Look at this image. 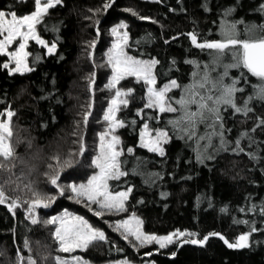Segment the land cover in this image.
Returning <instances> with one entry per match:
<instances>
[{"label": "trees", "instance_id": "16d2710c", "mask_svg": "<svg viewBox=\"0 0 264 264\" xmlns=\"http://www.w3.org/2000/svg\"><path fill=\"white\" fill-rule=\"evenodd\" d=\"M109 2L111 7L105 8ZM262 6L264 0H62L36 26L41 39L49 46L56 45L53 53L29 40L25 50L33 70L23 74H10L3 64L14 68V63L0 55V113L15 112L11 138L15 167L11 172L0 170V187L9 197L6 204H0V264H18V257L24 258L23 264L29 257L37 264H57V258L66 256L53 236L57 225H33L27 218L28 206L23 201L32 196L28 186L56 197L49 207L36 209L39 220L69 212L104 232L105 240L78 251L92 264H264V101H250L252 111L247 115L221 105L223 128L220 122L214 127L210 122L201 123L196 136L222 131L229 151H216L219 135H211L212 147L205 151L207 139H188L168 123L178 119L180 112L159 113L146 107L147 86L142 81L127 77L108 88L112 71L106 56L116 37L112 29L125 24L119 31L128 34L127 54L158 61L154 68L157 88L172 79L189 85L192 73L211 65L215 53L193 46L188 34L197 33L199 42L221 40L225 23H236L241 39L247 38L245 29L252 26H256L255 35L264 34L259 32V26L264 25ZM227 9L234 11L226 16ZM0 11L27 15L34 11V0H0ZM189 60L200 68L185 62ZM222 63H232L230 53L222 57ZM227 71L225 84L232 79L241 81L237 87H243L244 92L237 93L235 101L243 107L253 95V85L260 81L243 68ZM223 72L224 68L217 66L211 75ZM118 89L132 90L125 98L127 106L121 104L116 113L124 127L111 132L119 138L121 169L128 174L108 184L113 194L131 192L125 201L126 211L109 212L83 199L77 202L67 186L86 184L99 173L92 161L100 154V136L109 130L104 111ZM182 94V89L176 88L168 96L179 99ZM192 108L195 110L194 105ZM86 113H90L87 124ZM145 123L152 133L168 132L164 156L140 147ZM237 140L244 149L238 155L232 151ZM198 153L213 158L200 160ZM55 157L61 162L72 161L58 181L64 195L48 180L54 174L49 165H56ZM16 198L20 206L10 211L9 204ZM133 215L143 222L142 231L147 235L179 231L195 233L181 240L209 238L201 247L183 240L165 248L156 243L140 246L132 237L124 239L123 231L115 227ZM241 235L249 236L247 247L229 248L224 242L235 244ZM26 240L29 247H25Z\"/></svg>", "mask_w": 264, "mask_h": 264}, {"label": "snow or ice", "instance_id": "6c2138e0", "mask_svg": "<svg viewBox=\"0 0 264 264\" xmlns=\"http://www.w3.org/2000/svg\"><path fill=\"white\" fill-rule=\"evenodd\" d=\"M62 0H34V11L30 14L18 16L15 12L5 13L0 11V55H6L9 57L15 65L14 68H9V64H3L5 69H9L10 74L13 72H19L23 74L26 71H32L27 63L29 53L25 50L29 40H35L37 44L42 45L48 49L49 54L55 51L56 45L49 46L41 37L37 34L36 26L41 24L44 17L49 15V10L55 8L61 4ZM105 8L111 7V2L104 6ZM234 9H227L225 15H231ZM264 11V6H262ZM135 15V13H133ZM243 23V21H239ZM127 25L120 24L117 28L112 29L113 35L118 37L117 43L113 44L112 50L108 53V65L112 70V77L107 85L108 88H114L123 79L127 77H135L139 83L143 81L147 85V103L146 107L154 108L159 113H177L181 115L178 119L169 120L173 128L183 133L188 139L195 137L197 140L207 139L208 144L205 146V151L208 147H212L211 135L220 136V147L216 149L219 151H229L228 142L223 138L222 131H214L208 137L196 136L197 126L201 123H211L214 127L217 122H220L221 129L223 128V117L220 115V106L227 105L234 109L236 113H243L247 115L252 109L248 107V104L253 99L264 101V34L255 35L256 26H252L245 29L247 38L241 39L240 33L237 31L236 23L223 24L221 29L222 39L217 41H198L197 33H189L191 43L196 48L201 50H210L215 53L213 63L211 65H204L203 71L193 72V82L189 85H181L177 80L172 79L162 87L157 88V79L154 74V68L158 63L157 60H140L132 56H129L124 48L128 44V34L124 32L120 33L119 29L126 28ZM259 32L264 33V25L259 26ZM19 41L18 47L9 51V47L15 42ZM231 54L232 63L223 64L222 57L227 54ZM189 64H195L199 69L200 65L194 61H185ZM217 66H222L224 72L218 73L216 76H212L211 73L216 70ZM231 68H243L247 70V73L251 77L260 81L259 84L253 85V95H250L245 100L243 107L238 106L235 101L237 93L244 92L243 87H237L241 83L238 79H232L230 84L224 83V77L228 75V69ZM243 75V73H242ZM247 82V78H245ZM181 88L182 95L179 99H174L168 96V93L172 89ZM132 90L127 92L121 90L116 91V98L111 101V107L104 115V119L109 122V130L101 135L100 140V154L95 157L92 163L99 169V173L93 175L87 182V184L80 185H68L67 187L74 194L77 202L81 199L86 200L89 204H96L100 209L107 210L109 212L126 211L125 201H127L131 189L124 192H118L113 194L109 191V180H118L120 177L127 175L128 173L121 169V161L119 157L122 155V150L117 148L120 143L119 138L112 136L111 140H105V137L110 132H114L118 127H124L122 120H117L115 113L119 110L118 104H124L127 106V99H118L122 96L131 95ZM214 93H218L214 94ZM173 104L179 106L174 107ZM195 106L193 110L192 106ZM139 115V113H137ZM15 112L7 110L4 113H0V170H6L11 172L15 165L12 163L15 159V150L11 143L13 136L12 130V118ZM90 113H86L84 116V123L87 124L88 116ZM135 123V121H133ZM255 131V129H253ZM247 133H242V136H246ZM169 142V134L167 131L156 130L153 136L152 131L149 129L147 123L143 125V129L140 133V147L146 148L149 152L157 153L160 156L165 155V150L162 144ZM236 148L232 149L235 154L243 152L244 149L240 147V141L235 142ZM83 145H81V154L83 153ZM128 153H132L133 149H127ZM203 158L212 159V156L203 157L198 153L197 159ZM57 163L55 166L49 165L53 169V173L49 176V183L57 188L60 195H64L65 189L61 188L58 184L60 180L61 172L68 167L72 166L71 160L60 161L59 157L54 158ZM8 183V181H5ZM32 196L28 200H24L23 203L27 204V218L31 220L33 225L37 223H43L45 225H58L55 227L53 233L54 239L59 245V251L64 253H72L76 250H86L91 244L100 240L106 239L104 233L98 229L93 228L82 217L71 216L65 212L63 216L52 217L46 220H39L36 217V209L47 208L51 203L55 201L54 195L47 193H41L35 188L28 186ZM9 197L6 195L3 187H0V204H6ZM19 198L13 199L9 204V210L14 211L16 207H19ZM101 212H97L96 215H101ZM142 221L136 216H132L128 220L116 224V230L123 229L122 235L124 239L134 238L140 246H146L150 243H156L160 248L174 243V238H180L184 236H194L195 233L174 232L170 235L158 237L154 235H147L142 231ZM247 223V221H243ZM212 235H218L213 233ZM220 239L224 240L223 236ZM208 240L205 236L201 240L185 239L183 243L200 244L203 245ZM248 235H241L235 244L224 240L229 248L233 247H247ZM25 247H29V242L25 241ZM24 258L18 257V264H23ZM27 264H37V262L31 257L28 258ZM57 264H70L67 260L57 258ZM72 264H83L80 257H73Z\"/></svg>", "mask_w": 264, "mask_h": 264}, {"label": "rangeland", "instance_id": "374dc122", "mask_svg": "<svg viewBox=\"0 0 264 264\" xmlns=\"http://www.w3.org/2000/svg\"><path fill=\"white\" fill-rule=\"evenodd\" d=\"M120 33L121 34H123V32H121L120 31ZM117 40H118V37L116 36L115 37V40H114V42L112 43V45H111V47H110V49L108 50V53L112 50V46H113V44H115V43H117ZM35 41V40H34ZM18 44H19V41H17V42H15L13 45H11L10 47H9V51H13V50H15L17 47H18ZM15 45V46H14ZM15 48V49H14ZM124 51H125V49H124ZM126 52V51H125ZM108 53H107V58H108ZM145 61H147V60H145ZM112 71V70H111ZM111 77H112V73H111V76H110V80H111ZM135 78V77H134ZM143 82V81H142ZM117 86V85H116ZM147 86V85H146ZM123 92H125V91H123ZM115 94H116V92H115ZM114 94V96H113V98H112V100L113 99H117L116 98V95ZM126 98V96H122V97H120V98H118V99H125ZM112 100H110L109 101V103H108V105H107V107H106V109H105V111H104V115H105V113L108 111V109H109V107H111L112 105H111V101ZM121 104H118V108H119V106H120ZM117 113V112H116ZM116 113H115V115H116ZM4 118H6V117H4ZM105 132H108V131H105ZM105 132H103V134L105 133ZM153 134V136L155 135V133H152ZM112 133L110 132L109 133V135L108 136H106L105 137V140L107 141V140H111V138H112ZM101 137V136H100ZM100 144H101V140H100ZM164 146V144H162V147ZM100 148V147H99ZM99 153H100V151H99ZM86 184H87V182H86ZM64 213L65 212H61V214H59V215H57L56 217H59V216H63L64 215ZM67 213H69V212H67ZM71 216H78V215H75V214H71V213H69ZM78 217H80V216H78ZM132 217V216H131ZM131 217H128V218H126V219H124V220H128V219H130ZM123 221V220H122ZM121 221V222H122ZM118 224V223H117ZM58 226V225H57ZM122 231H123V229H121ZM103 232V231H102ZM104 233V232H103ZM105 235V234H104ZM170 235V234H169ZM155 236V235H154ZM158 237H163V236H158ZM181 238L182 237H180V238H174V241L175 242H182V240H181ZM38 246V245H37ZM78 251H81V250H76L75 252H72V253H66V256H65V258L64 259H62V260H67V261H69L70 262V264H72V262H73V257H80L81 258V260H82V262H83V264H92V263H89V262H87V261H85L79 254H78ZM112 264H130V263H128V262H126V261H119V262H113Z\"/></svg>", "mask_w": 264, "mask_h": 264}, {"label": "water", "instance_id": "95a60500", "mask_svg": "<svg viewBox=\"0 0 264 264\" xmlns=\"http://www.w3.org/2000/svg\"><path fill=\"white\" fill-rule=\"evenodd\" d=\"M208 238H209V237H208ZM189 244H190V243H189ZM204 244H205V243H204ZM204 244H203V245H204ZM191 245H192V246H200V247L203 246V245H200V244H191Z\"/></svg>", "mask_w": 264, "mask_h": 264}]
</instances>
